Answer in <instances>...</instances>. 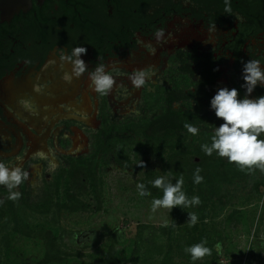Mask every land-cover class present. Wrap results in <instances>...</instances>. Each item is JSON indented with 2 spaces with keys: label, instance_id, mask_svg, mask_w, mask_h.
<instances>
[{
  "label": "flooded vegetation",
  "instance_id": "af4514ba",
  "mask_svg": "<svg viewBox=\"0 0 264 264\" xmlns=\"http://www.w3.org/2000/svg\"><path fill=\"white\" fill-rule=\"evenodd\" d=\"M229 5L231 11L225 0H32L26 11L0 19V162L29 171L44 169L46 155L55 162L87 155L111 110L144 115L148 95L163 103L145 116L159 122L163 140L186 131V119L206 108L215 112L211 99L221 87L237 88L241 100L264 95L259 82L251 93L240 87L248 60L264 70V0ZM77 46L86 49L79 77L75 58L67 59ZM101 65L114 79L106 95L90 86ZM141 71L145 83L136 88L130 77ZM179 102L186 105L175 109ZM173 110L189 115L175 129Z\"/></svg>",
  "mask_w": 264,
  "mask_h": 264
},
{
  "label": "rangeland",
  "instance_id": "374dc122",
  "mask_svg": "<svg viewBox=\"0 0 264 264\" xmlns=\"http://www.w3.org/2000/svg\"><path fill=\"white\" fill-rule=\"evenodd\" d=\"M156 98H144V115L121 117L111 110L109 121L90 139L87 155L59 162L46 155L44 169L31 165L24 188L22 183L12 190L21 193L17 200L0 188V264H105L112 251L114 264H264V172L257 168L245 181L199 189L193 173L200 155H206L201 144L211 143L213 130L206 126L218 118L206 108L186 119L199 129L196 136L186 130L149 139L143 133L145 116L163 105ZM158 176L173 184L182 178L188 199L207 197L204 219H199L200 203L153 212L151 200L163 192L149 182ZM256 181L262 182L258 189ZM137 183L151 195L141 197ZM189 212L197 216L195 231L187 222ZM201 241L211 255L193 262L184 248Z\"/></svg>",
  "mask_w": 264,
  "mask_h": 264
},
{
  "label": "clouds",
  "instance_id": "9594fccd",
  "mask_svg": "<svg viewBox=\"0 0 264 264\" xmlns=\"http://www.w3.org/2000/svg\"><path fill=\"white\" fill-rule=\"evenodd\" d=\"M229 0H225V11H231ZM163 34L162 30L156 32L159 37ZM86 49L77 46L72 49L71 55L67 59L73 60V73L79 77L85 71V64L80 59V54ZM259 60L250 59L244 65V84L241 88L247 93H251L257 86L258 82L264 86V70L260 67ZM91 87L100 95H106L113 87L114 79L111 73L105 72L103 65L97 67L95 72L90 73ZM132 85L136 88L145 83V73L137 72L130 77ZM211 107L215 109L217 118H222L223 123L215 127L211 136V143L201 144V149L206 155L215 153L218 157H227L228 163H233L241 169L247 168L253 170V166L264 172V95L256 99H238V89L221 87L217 90L211 99ZM184 128L188 133L196 136L199 129L196 126L185 123ZM200 169L197 168L193 173V183L199 184L203 177L199 175ZM29 173L22 171L20 167L9 168L3 162H0V185H4L9 190L8 199L17 200L21 193L12 191L17 188L24 180H27ZM152 187L162 190L161 198L151 200V210L155 212L158 208L171 209L174 205L184 207L198 205L200 198L192 196L186 198L182 190L183 179H176L175 184L167 176H158L149 182ZM137 191L141 197L150 196L151 192L146 188L144 183H137ZM3 201L0 200V204ZM187 220L189 226L197 223L195 213L189 212ZM167 226V222L165 225ZM206 242L201 241L193 245L185 246L184 251L189 254L191 261L203 258L205 255H211V248L205 246ZM217 253L222 251L220 242L215 245Z\"/></svg>",
  "mask_w": 264,
  "mask_h": 264
},
{
  "label": "trees",
  "instance_id": "16d2710c",
  "mask_svg": "<svg viewBox=\"0 0 264 264\" xmlns=\"http://www.w3.org/2000/svg\"><path fill=\"white\" fill-rule=\"evenodd\" d=\"M169 113L174 114L175 119H176L174 121L173 129L180 126V124H184L186 116L189 117V115H187L186 112H183V111L173 110V111H170ZM145 126H146V130L143 131L145 136L149 139L155 138L156 134L154 135V133L156 132V128L159 127V122L149 121V122H146ZM156 133H158V131ZM176 133L178 134L179 132L174 130L172 134H176ZM200 156H202V158L199 161V163H197V167L201 171H204L205 175L202 176L203 180L199 184H196L199 189L208 188L209 190H212L215 187L214 186L215 183L224 185V184L232 183L235 181L237 182L245 181L247 177L257 169L255 168V166H253L252 171H248L247 168H245L244 170H241L235 164V162L230 164L228 163L227 157H218L215 153H213L210 156L209 155L204 156L203 154ZM260 184H262L261 181H256L255 188L258 189ZM214 192H216V190H214ZM216 193L219 194V191H217ZM222 196L223 195H220V194L218 195L219 201H224V198H222ZM199 198H200L199 206L201 209L200 210L201 216L199 219L203 220L206 215V213H204L205 212L204 209L206 207L207 197L204 198L203 196H201ZM194 227L195 228L192 231H195L197 229V225H194ZM191 237L193 236L189 235V238ZM113 260H114V252L112 251L111 253L109 252L107 257L105 258V264H109L110 262L111 264H114ZM116 264H118V262H116Z\"/></svg>",
  "mask_w": 264,
  "mask_h": 264
},
{
  "label": "water",
  "instance_id": "95a60500",
  "mask_svg": "<svg viewBox=\"0 0 264 264\" xmlns=\"http://www.w3.org/2000/svg\"><path fill=\"white\" fill-rule=\"evenodd\" d=\"M32 0H0V19L9 20L14 14L26 11Z\"/></svg>",
  "mask_w": 264,
  "mask_h": 264
}]
</instances>
